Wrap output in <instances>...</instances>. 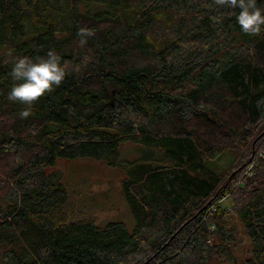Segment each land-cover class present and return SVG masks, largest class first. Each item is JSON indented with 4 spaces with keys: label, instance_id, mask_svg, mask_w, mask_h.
I'll use <instances>...</instances> for the list:
<instances>
[{
    "label": "trees",
    "instance_id": "obj_1",
    "mask_svg": "<svg viewBox=\"0 0 264 264\" xmlns=\"http://www.w3.org/2000/svg\"><path fill=\"white\" fill-rule=\"evenodd\" d=\"M238 11L216 0H0V264L233 263V217L250 244L243 264H264V156L244 174L264 150V32L243 33ZM8 49H52L66 70L27 118L7 100ZM127 142L141 158L122 157ZM76 159L120 165L133 228L100 227L77 208L55 168Z\"/></svg>",
    "mask_w": 264,
    "mask_h": 264
},
{
    "label": "rangeland",
    "instance_id": "obj_2",
    "mask_svg": "<svg viewBox=\"0 0 264 264\" xmlns=\"http://www.w3.org/2000/svg\"><path fill=\"white\" fill-rule=\"evenodd\" d=\"M139 150L138 145L127 142L122 145L121 155L125 160L141 158ZM221 160L228 161V155L224 154L221 158L215 157L212 163L215 162L217 165L221 163ZM216 165L214 168L218 172H225L222 164ZM55 168L62 170L64 180L73 194L77 208L93 216L98 226L103 227L109 222L122 221L130 229L133 228L134 219L120 185L125 177L120 165H108L94 159H76L59 163ZM223 202L224 205L232 208L233 203L230 196H227ZM229 221V226L235 230L234 240L238 242V245L231 249L235 262L222 259L217 264H243L250 255V244L238 219L233 217Z\"/></svg>",
    "mask_w": 264,
    "mask_h": 264
},
{
    "label": "clouds",
    "instance_id": "obj_3",
    "mask_svg": "<svg viewBox=\"0 0 264 264\" xmlns=\"http://www.w3.org/2000/svg\"><path fill=\"white\" fill-rule=\"evenodd\" d=\"M217 5L235 12L236 23L240 30L248 35H259L264 32V8L258 6L264 0H216ZM82 32L84 30H81ZM89 34L90 33H86ZM85 41L81 40L83 44ZM14 49H8L6 55L11 57L12 67L9 76L13 81L7 92V100L12 103L27 105L21 111V118H27L31 106L46 93L59 87L66 76L65 67L60 57L52 49L41 56H15Z\"/></svg>",
    "mask_w": 264,
    "mask_h": 264
},
{
    "label": "built area",
    "instance_id": "obj_4",
    "mask_svg": "<svg viewBox=\"0 0 264 264\" xmlns=\"http://www.w3.org/2000/svg\"><path fill=\"white\" fill-rule=\"evenodd\" d=\"M264 156V150L263 151H260L257 156L253 159V161L248 165V167L246 168L244 174H246L247 176H250L251 174V171L253 169V167L256 165L257 161H258V158L260 157H263ZM227 196H224L222 197L219 201H218V204H221L223 206H225L228 210L231 209V207H229L228 205H224V202L223 200L226 199ZM213 208V207H212ZM214 209V208H213ZM209 241V240H208Z\"/></svg>",
    "mask_w": 264,
    "mask_h": 264
}]
</instances>
